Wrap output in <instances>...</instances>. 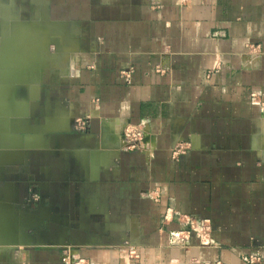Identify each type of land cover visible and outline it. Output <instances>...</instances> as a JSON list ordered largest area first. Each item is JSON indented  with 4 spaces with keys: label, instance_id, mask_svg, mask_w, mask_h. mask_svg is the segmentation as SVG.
Instances as JSON below:
<instances>
[{
    "label": "crops",
    "instance_id": "obj_1",
    "mask_svg": "<svg viewBox=\"0 0 264 264\" xmlns=\"http://www.w3.org/2000/svg\"><path fill=\"white\" fill-rule=\"evenodd\" d=\"M0 90V264H264V0H0Z\"/></svg>",
    "mask_w": 264,
    "mask_h": 264
},
{
    "label": "built area",
    "instance_id": "obj_2",
    "mask_svg": "<svg viewBox=\"0 0 264 264\" xmlns=\"http://www.w3.org/2000/svg\"><path fill=\"white\" fill-rule=\"evenodd\" d=\"M131 70L122 71V75L129 78ZM252 99L257 100L259 105L264 109V96H259L257 93H252ZM264 113V111H263ZM75 128L77 130H83L87 126V119L84 117H78L75 119ZM147 132L142 124H128L124 127L122 131L123 145L130 150L139 149L146 144ZM188 146L184 144H178L171 150V157L174 161H178L180 157L187 152ZM171 217V216H170ZM167 215V218H170ZM211 230V221L208 218H195L191 217L187 219L186 225L177 232H173V238L181 240L188 236L191 231L200 238H205ZM77 248L67 247L61 256L64 264H90V262L76 253ZM127 254L131 257H138V253L135 248L130 247L127 250ZM251 261L259 260L256 255L250 257Z\"/></svg>",
    "mask_w": 264,
    "mask_h": 264
},
{
    "label": "water",
    "instance_id": "obj_3",
    "mask_svg": "<svg viewBox=\"0 0 264 264\" xmlns=\"http://www.w3.org/2000/svg\"><path fill=\"white\" fill-rule=\"evenodd\" d=\"M1 92L2 91L0 90V95H2ZM1 100H3V102ZM0 101H1L0 102V113H5L6 114V106H7V104L5 103V97L0 96ZM70 127H72V123L70 124ZM23 224L24 223L20 224L21 225L20 226L21 228L19 229L20 232L17 231V234H15V236L17 235L18 237L13 236L14 237L13 239L0 240V245L1 244H5L6 246H18V245H23L24 246V245H27L28 244V238L25 237V234L27 233V228ZM75 248H76V246H75Z\"/></svg>",
    "mask_w": 264,
    "mask_h": 264
},
{
    "label": "rangeland",
    "instance_id": "obj_4",
    "mask_svg": "<svg viewBox=\"0 0 264 264\" xmlns=\"http://www.w3.org/2000/svg\"><path fill=\"white\" fill-rule=\"evenodd\" d=\"M44 39V38H43ZM19 42V41H18ZM22 42V41H21ZM30 55H32L31 53H27V55L26 56H24V58H27L26 60H25V62H28V61H30ZM23 62H24V60H22V62H20V66H22L23 65ZM17 64V62H16V60L15 61H13V65L14 64ZM17 65H14V67H16ZM14 216V215H13ZM12 218V217H11ZM16 219H14V217H13V222L11 221V226H10V223H9V220H6L5 221V223L3 224V225H5L8 229L6 230V231H4L3 230V232H0V235H3V237H4V240H5V237H7V235H9L10 233H12L11 234V238H8V239H13L14 237L13 236H15V234H17V231L21 228L20 226V224H18V222L16 223ZM13 223V224H12ZM23 225H25V224H23ZM4 228V227H3ZM15 237H18L17 235L15 236ZM0 240H3V239H0Z\"/></svg>",
    "mask_w": 264,
    "mask_h": 264
},
{
    "label": "flooded vegetation",
    "instance_id": "obj_5",
    "mask_svg": "<svg viewBox=\"0 0 264 264\" xmlns=\"http://www.w3.org/2000/svg\"><path fill=\"white\" fill-rule=\"evenodd\" d=\"M6 44H7V42H6ZM6 44H5V45H6ZM7 49H8V48H7Z\"/></svg>",
    "mask_w": 264,
    "mask_h": 264
}]
</instances>
